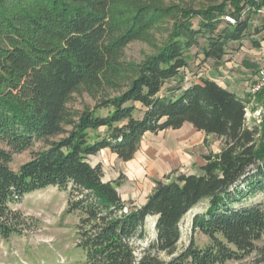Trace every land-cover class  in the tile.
I'll use <instances>...</instances> for the list:
<instances>
[{"label": "trees", "instance_id": "16d2710c", "mask_svg": "<svg viewBox=\"0 0 264 264\" xmlns=\"http://www.w3.org/2000/svg\"><path fill=\"white\" fill-rule=\"evenodd\" d=\"M230 2L231 10L223 4L183 12L164 46L132 66L135 76L125 90L75 120L68 104L81 87H122L123 50L153 28L157 10L120 11L131 15L121 25L108 0H0V142L8 147L0 149L1 238L24 232L12 205L56 187L68 192L67 211L79 219L85 264H225L255 250L264 235V205L244 201L264 189V138L259 126H248L245 102L207 78L161 95L188 67L185 53L200 34H209L205 57L220 62L225 43L239 41L248 28L243 12L264 8V0ZM227 13L237 26L220 29ZM185 124L222 138L221 152L206 156L201 174L173 172L156 180L142 206L124 201L119 182H105L102 166L89 161L109 149L130 162L147 133ZM100 129L104 134L92 138ZM37 143L48 148L14 171V156ZM201 203L207 208L194 216L190 243L179 251L181 223ZM150 217L156 238L138 253ZM196 233L209 243L199 246Z\"/></svg>", "mask_w": 264, "mask_h": 264}, {"label": "rangeland", "instance_id": "374dc122", "mask_svg": "<svg viewBox=\"0 0 264 264\" xmlns=\"http://www.w3.org/2000/svg\"><path fill=\"white\" fill-rule=\"evenodd\" d=\"M231 0H108V5L114 19L123 25L125 18L122 12H133L142 6L157 10L154 15V26L142 40L131 42L124 50L120 60L124 71L117 82L122 87L111 89L102 87L89 90L81 87L73 94L68 104L69 112L75 120L85 110H93L109 98L116 97L125 90L127 84L134 78L132 66L140 64L150 54L155 53L171 38L172 33L181 19L183 12L190 10H206L214 6L228 4L231 10ZM227 13L223 17L220 29L237 26L238 21ZM233 18L235 24L228 23L226 17ZM248 28L243 37L236 42L225 43V55L220 62L207 59L204 50L208 45V32L200 34L192 47L186 51L188 67L183 69L178 77L171 80L162 91V96L177 94L207 77H225L239 79L241 83L246 77L255 74L259 67V57L264 53V8L256 12L246 9L242 14ZM194 27L199 28L200 20H192ZM229 24V25H228ZM222 72L219 73V72ZM218 72V74H217ZM226 73V74H224ZM250 109H258L251 114L248 112V126H259L264 138V91L260 94L246 97ZM249 106L247 107L249 109ZM249 111V110H248ZM107 109H99L98 114L107 115ZM260 113V114H258ZM105 129L91 133L92 138L104 134ZM48 148L43 143H37L31 150L14 156L10 167L17 171L21 165L28 162L35 153ZM223 139L215 135H206L197 131L190 124H185L179 130H166L158 134L147 133L139 151L130 162L121 161L109 149L103 150L96 156L90 157L93 166L100 164L104 171V181H118V191L126 202L141 206L155 187L156 180H163L173 172L184 174H201L206 164V156L221 152ZM0 149L8 150L0 142ZM242 185V183H240ZM244 188V187H243ZM262 203L264 205V189L248 195L244 204ZM207 203H201L190 211L181 223L182 239L179 251L184 249L192 237V221L196 214L205 212ZM18 212L19 222L23 224L21 236L8 239L0 237V264H85V255L78 248L77 225L78 217L68 213V192L56 187L30 193L21 203L12 205ZM156 218L150 217L145 223V238L138 243V253L156 238ZM195 241L199 246L209 242L201 234L196 233ZM164 259H169L164 256ZM225 264H264V235L256 242L255 250L238 261Z\"/></svg>", "mask_w": 264, "mask_h": 264}, {"label": "crops", "instance_id": "0c3cea01", "mask_svg": "<svg viewBox=\"0 0 264 264\" xmlns=\"http://www.w3.org/2000/svg\"><path fill=\"white\" fill-rule=\"evenodd\" d=\"M262 54L263 55L259 57L260 63L264 59V53H262ZM219 73L222 74L221 71ZM256 73L251 74V76L249 75L248 77L243 76V77H246V79L244 80L243 83H241L238 78L233 80V79H231L230 76H227V75L224 78L216 76V78L215 77L214 78L213 77H207V79L214 80L223 88L228 89L232 93H235L238 97H240L245 102L246 106L248 107L249 105L251 106L252 104H249V105L247 104L246 97L247 96L250 97L249 88H250L251 84L253 83V80L256 76ZM217 74H218V72H217ZM224 74H226V73H224ZM250 106H249V109L246 108L247 111L249 110L248 111L249 113L253 114V113L258 111V109H254L253 107L250 109ZM247 124H248V120H247ZM145 203L141 204V206L144 205Z\"/></svg>", "mask_w": 264, "mask_h": 264}, {"label": "built area", "instance_id": "2783aa9c", "mask_svg": "<svg viewBox=\"0 0 264 264\" xmlns=\"http://www.w3.org/2000/svg\"><path fill=\"white\" fill-rule=\"evenodd\" d=\"M228 23L235 24V20L231 17L225 18ZM264 91V59L259 64L256 76L253 80V83L251 84L249 88V93L253 96H256ZM260 114V113H258ZM248 117V111L246 110V119Z\"/></svg>", "mask_w": 264, "mask_h": 264}, {"label": "water", "instance_id": "95a60500", "mask_svg": "<svg viewBox=\"0 0 264 264\" xmlns=\"http://www.w3.org/2000/svg\"><path fill=\"white\" fill-rule=\"evenodd\" d=\"M155 226H156V222H155Z\"/></svg>", "mask_w": 264, "mask_h": 264}]
</instances>
